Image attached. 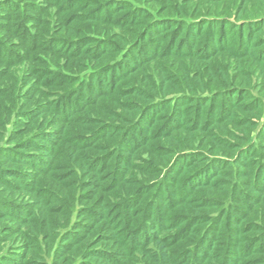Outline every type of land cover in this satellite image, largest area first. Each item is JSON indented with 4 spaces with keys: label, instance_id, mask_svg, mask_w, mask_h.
Returning a JSON list of instances; mask_svg holds the SVG:
<instances>
[{
    "label": "trees",
    "instance_id": "obj_1",
    "mask_svg": "<svg viewBox=\"0 0 264 264\" xmlns=\"http://www.w3.org/2000/svg\"><path fill=\"white\" fill-rule=\"evenodd\" d=\"M133 1L0 0V264H264V0Z\"/></svg>",
    "mask_w": 264,
    "mask_h": 264
},
{
    "label": "rangeland",
    "instance_id": "obj_2",
    "mask_svg": "<svg viewBox=\"0 0 264 264\" xmlns=\"http://www.w3.org/2000/svg\"><path fill=\"white\" fill-rule=\"evenodd\" d=\"M131 1V3H133V4H137L136 2H134L133 0H130ZM226 1H228V0H225L224 1V4L222 5V7H225V8H232V6L229 4V3H226ZM16 2H17V4L20 6V7H22V8H24L25 10L27 9L28 11H27V13H28V16H29V18H34V17H38L39 16V13H37V12H35V11H32V10H29V8L31 7L30 6V4H32V3H38V2H40V0H16ZM144 2V3H143ZM144 4L145 6H147L146 8H148L153 14H155L154 15V17L156 16V17H161L162 15H160V10H163L165 7H164V4L162 3V1L161 0H142V2H141V4ZM40 4H42V3H40ZM141 4H138V5H141ZM194 4H196L195 2H189V3H187L183 8H182V10L184 11V12H187V14H189V15H192V13L194 12V10H195V6H194ZM137 6V5H136ZM235 7H236V5H235ZM247 7H249V6H247ZM204 10H206L207 8L206 7H204L203 8ZM19 9H16L15 11H13V9L12 8H9V9H7V7H3V11L0 13V15L2 14V16H0V27L1 28H3L2 26H5V25H7V24H13V25H18V22H20L21 20H22V17L20 18V15L22 14V13H20V11H18ZM10 11H12V13L10 14L9 12ZM73 12H77V10H71V11H69L68 13H67V15H70V14H73ZM8 13L10 14V18L9 19H7L8 17ZM166 14V13H165ZM201 14L203 15V13L201 12ZM167 15V14H166ZM168 16H170V15H167L166 17H168ZM12 18V19H11ZM28 25H30L31 23H27ZM85 24H88V23H85ZM88 25H90V23L88 24ZM66 36V35H65ZM69 36V35H68ZM2 37H3V39H2ZM18 31H15L13 34H10V33H5L4 31H0V40H1V43L3 44V45H6V46H10V44H16L19 40H18ZM69 38L70 39H72V37L71 36H69ZM14 50H17V52H19L20 50H22L21 48H15ZM39 52V51H38ZM37 54V52H35V51H31L30 52V56H35ZM51 62V61H50ZM73 61H69V64H71ZM219 62V61H218ZM31 82V81H30ZM105 105H110V103L109 102H106V103H104V105L103 106H105ZM102 106V107H103ZM99 111H100V106H98V108H97V113H99ZM12 129V127L10 126V125H6V128H5V130H3V132H5L4 134L5 135H7L9 132H10V130ZM1 130V129H0ZM70 133H72V134H74L75 133V131L74 130H71L70 131ZM4 136V135H3ZM35 152H36V150H34ZM40 155H41V153H40ZM5 165H6V167H9L10 166V163H5ZM24 169V168H23ZM25 170H28L29 172H32V170L30 169V168H28V166H26L25 167ZM27 181L29 182L30 180L29 179H27ZM154 192V191H153ZM8 193V192H7ZM10 193V195H11V199L10 200H12V201H19L20 200V198L22 197L21 195H19V193H12V192H9ZM3 194H5V193H3ZM150 194H152V191H151V193ZM150 194L148 195V196H150ZM80 203H78L77 205H79ZM83 206L85 205V206H87L88 207V204L86 203V202H82L81 203ZM58 217V222L61 224V228L60 229H57V230H55L56 232H57V234L58 235H60V237H61V233H62V231L64 230L63 229V225H65L66 224V228L67 229H69V227L71 226L70 225V222H71V220L73 219V217H74V215H72V217L68 220V219H66L65 217H63V216H60V215H58L57 216ZM64 218V219H63ZM257 218H259V215H257ZM63 219V220H62ZM4 224V223H3ZM95 236H96V231H95V233H94V238H93V240L95 239ZM58 237V236H57ZM58 238H56V240H57ZM17 243H19V240H17V241H13V237H10V238H8L7 240H5V242H3V243H1L0 244V257L2 258V257H4V256H9V255H12V254H14L13 252H16V250L18 249L17 247H15L16 246V244ZM56 243V241L54 242V239L52 238V237H50V239H48L47 241H46V243H45V245H53V247H54V244ZM45 245L43 244V243H39V250H36V252H34V253H36L37 255H40L41 254V252H42V250L44 249V247H45ZM108 245H110V243H108ZM106 248L107 247V244H105V243H102V242H99L97 245H96V247L99 249V248H104V247ZM52 247V248H53ZM52 252V251H51ZM30 255H31V252L30 251H27V254H26V256H25V260L26 259H30ZM257 257H259L258 255H254L253 257L251 256L250 258H252V259H255V258H257ZM33 257H31V259H32ZM28 259V260H29ZM34 259V258H33Z\"/></svg>",
    "mask_w": 264,
    "mask_h": 264
}]
</instances>
